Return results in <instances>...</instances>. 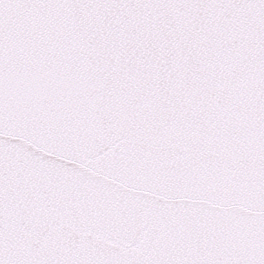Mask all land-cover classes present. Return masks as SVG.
I'll return each instance as SVG.
<instances>
[{
	"label": "snow or ice",
	"instance_id": "snow-or-ice-1",
	"mask_svg": "<svg viewBox=\"0 0 264 264\" xmlns=\"http://www.w3.org/2000/svg\"><path fill=\"white\" fill-rule=\"evenodd\" d=\"M0 264H264V0H0Z\"/></svg>",
	"mask_w": 264,
	"mask_h": 264
}]
</instances>
